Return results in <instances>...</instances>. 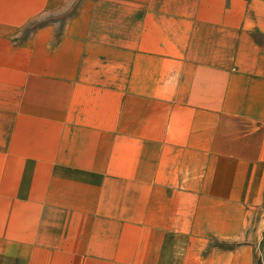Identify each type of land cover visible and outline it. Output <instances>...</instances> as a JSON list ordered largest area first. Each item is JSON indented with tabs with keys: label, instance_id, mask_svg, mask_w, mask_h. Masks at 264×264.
<instances>
[{
	"label": "crops",
	"instance_id": "obj_1",
	"mask_svg": "<svg viewBox=\"0 0 264 264\" xmlns=\"http://www.w3.org/2000/svg\"><path fill=\"white\" fill-rule=\"evenodd\" d=\"M0 264H264V0H0Z\"/></svg>",
	"mask_w": 264,
	"mask_h": 264
}]
</instances>
